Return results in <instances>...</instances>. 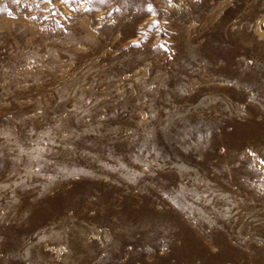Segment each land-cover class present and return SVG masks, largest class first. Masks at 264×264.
Masks as SVG:
<instances>
[{
	"label": "rangeland",
	"instance_id": "1",
	"mask_svg": "<svg viewBox=\"0 0 264 264\" xmlns=\"http://www.w3.org/2000/svg\"><path fill=\"white\" fill-rule=\"evenodd\" d=\"M262 160L264 0H0V264H264Z\"/></svg>",
	"mask_w": 264,
	"mask_h": 264
},
{
	"label": "snow or ice",
	"instance_id": "2",
	"mask_svg": "<svg viewBox=\"0 0 264 264\" xmlns=\"http://www.w3.org/2000/svg\"><path fill=\"white\" fill-rule=\"evenodd\" d=\"M149 11H152V9H151V8H149ZM261 163H262V164H264V160H262V161H261Z\"/></svg>",
	"mask_w": 264,
	"mask_h": 264
}]
</instances>
